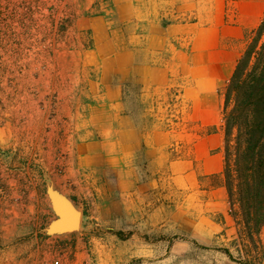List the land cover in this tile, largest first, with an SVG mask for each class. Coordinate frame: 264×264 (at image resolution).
Masks as SVG:
<instances>
[{
	"label": "crops",
	"instance_id": "crops-1",
	"mask_svg": "<svg viewBox=\"0 0 264 264\" xmlns=\"http://www.w3.org/2000/svg\"><path fill=\"white\" fill-rule=\"evenodd\" d=\"M79 7L76 27L89 41L78 62L82 123L67 171L53 177L55 187L96 224L124 227L152 220L171 231L168 168L175 187L189 193L180 208L184 213H190L186 203L195 193L209 195V210L223 214L205 226L194 221L193 230L208 235L229 226L222 180L224 89L247 35L264 15V0H79ZM172 117L190 120L196 130L189 159H171V147L188 141L177 132L183 122ZM203 128L209 130L198 134ZM201 176H220V182L198 190ZM156 194L162 202L150 208ZM150 211H157V221ZM233 227L235 232L234 221ZM17 236L23 242L39 239ZM3 238L9 241L11 234ZM20 245L13 256L5 248L0 264H47ZM154 247L142 244L131 256L152 255Z\"/></svg>",
	"mask_w": 264,
	"mask_h": 264
},
{
	"label": "rangeland",
	"instance_id": "rangeland-1",
	"mask_svg": "<svg viewBox=\"0 0 264 264\" xmlns=\"http://www.w3.org/2000/svg\"><path fill=\"white\" fill-rule=\"evenodd\" d=\"M79 12V0H0V257L5 248H11L13 256L25 244L28 256L42 255L47 264H238L213 248L229 245L234 234L228 213L229 226L215 234L193 230L194 221L205 226L209 220L219 222L223 214L209 210L213 207L209 195L195 193L186 203L192 214L184 213L180 208L189 193L175 187V173L167 167L171 231L167 227L163 231L152 220L124 227L96 224L97 220L78 208L83 213L78 230L48 233L56 214L47 187H55L53 177L67 171L82 123L77 113L81 102L78 62L89 41L76 27ZM172 119L183 122L177 132L188 141L171 147V159H189L193 150L190 136L196 130L190 120ZM198 180V190H209L220 182V176ZM158 197L151 198L150 208L162 202ZM228 208L226 205V212ZM150 214L157 221V211ZM7 232L9 241L3 238ZM19 233L37 234L39 239L14 240ZM133 234L139 241L132 240ZM52 235L59 236L50 238ZM261 237L264 243V228ZM145 243L155 245L152 255L131 256L132 248Z\"/></svg>",
	"mask_w": 264,
	"mask_h": 264
},
{
	"label": "trees",
	"instance_id": "trees-1",
	"mask_svg": "<svg viewBox=\"0 0 264 264\" xmlns=\"http://www.w3.org/2000/svg\"><path fill=\"white\" fill-rule=\"evenodd\" d=\"M224 186L235 232L213 248L238 264H263L264 243V15L224 89Z\"/></svg>",
	"mask_w": 264,
	"mask_h": 264
},
{
	"label": "water",
	"instance_id": "water-1",
	"mask_svg": "<svg viewBox=\"0 0 264 264\" xmlns=\"http://www.w3.org/2000/svg\"><path fill=\"white\" fill-rule=\"evenodd\" d=\"M47 194L56 214V218L49 224L48 233L58 234L78 230L81 225L82 211L52 184L48 185Z\"/></svg>",
	"mask_w": 264,
	"mask_h": 264
}]
</instances>
